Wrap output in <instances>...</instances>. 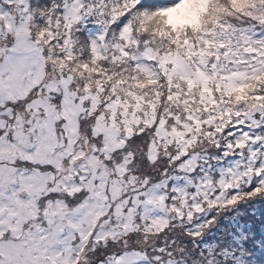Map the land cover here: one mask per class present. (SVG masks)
Returning a JSON list of instances; mask_svg holds the SVG:
<instances>
[{
  "label": "snow or ice",
  "instance_id": "6c2138e0",
  "mask_svg": "<svg viewBox=\"0 0 264 264\" xmlns=\"http://www.w3.org/2000/svg\"><path fill=\"white\" fill-rule=\"evenodd\" d=\"M0 264H264V0H0Z\"/></svg>",
  "mask_w": 264,
  "mask_h": 264
},
{
  "label": "trees",
  "instance_id": "16d2710c",
  "mask_svg": "<svg viewBox=\"0 0 264 264\" xmlns=\"http://www.w3.org/2000/svg\"><path fill=\"white\" fill-rule=\"evenodd\" d=\"M160 2H163V0H160Z\"/></svg>",
  "mask_w": 264,
  "mask_h": 264
}]
</instances>
